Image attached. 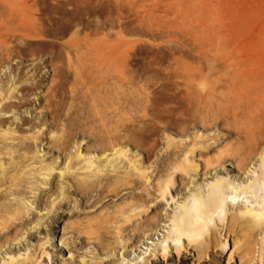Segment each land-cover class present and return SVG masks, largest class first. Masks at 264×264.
I'll use <instances>...</instances> for the list:
<instances>
[{
  "label": "rangeland",
  "instance_id": "obj_1",
  "mask_svg": "<svg viewBox=\"0 0 264 264\" xmlns=\"http://www.w3.org/2000/svg\"><path fill=\"white\" fill-rule=\"evenodd\" d=\"M13 1L4 3L17 13L0 2V264L34 254L43 242L50 256L37 251L36 264H116L124 260L121 240H142L144 233L133 232L141 220L151 233L197 184L242 175L246 158L259 168L264 0ZM117 148L127 154L117 156ZM80 150L99 156L102 167L106 153L117 158L95 176L77 168ZM65 167L80 171L61 176ZM75 177L111 190L94 205L96 197L86 202L73 191ZM158 184L168 186L164 195ZM61 185L73 193L54 207ZM142 190L151 192L142 207L115 206L131 204L127 195ZM32 214L44 227L33 234L23 225ZM222 216L217 225L226 223ZM252 222L235 237L243 260L264 236L263 225ZM194 246L152 264L225 263L220 249Z\"/></svg>",
  "mask_w": 264,
  "mask_h": 264
},
{
  "label": "bare ground",
  "instance_id": "obj_2",
  "mask_svg": "<svg viewBox=\"0 0 264 264\" xmlns=\"http://www.w3.org/2000/svg\"><path fill=\"white\" fill-rule=\"evenodd\" d=\"M4 1L0 0L1 3H4ZM9 1L6 0V2H9ZM14 2H17V0L16 1L14 0L13 3ZM7 4L4 3L3 7H4V5L6 7ZM10 4L11 3L8 4L9 7H11V6L13 8L16 7L15 5H14L15 6L14 7L13 4L12 5H10ZM11 8L10 9L8 8V11L6 9L3 10V12H5L4 14H6L5 15L6 17H4V18H7V19L11 18L12 14H9V13L7 14L6 13V11L7 12H9V10L11 11ZM13 8H12L11 12H13V10H14ZM3 12H1L2 16L4 15ZM16 13H15V17L19 16L20 13H18V14H16ZM7 15L9 16V18H8ZM13 17H14V14H13L12 18ZM5 21H6V19H5ZM120 149L117 148L116 151H115L116 153H117V150H119L118 152H120V153H117V156H119L118 154H120V157H122L125 154H127V153H123L122 154L121 152L124 149H122V151ZM108 153H106V154L109 157V162L107 160L108 159L107 156H105L106 157L105 160L107 162H106V164H103V167L105 165L106 168H107V165L110 164L111 160L115 161L116 158H117V156L113 157V156L116 155V153L112 152L115 155H112V159H110L111 157L109 156ZM121 154H122V156H121ZM98 157L97 156L94 157L92 155H87V154L81 153V150H80V152L77 154L76 158L79 161H81V163H80L81 166L77 165L78 166L77 168L78 169L80 168V170L83 168L84 170H81V172L87 170V171L91 172V174L94 173L95 176H96V174L98 175V172H97L98 170H99L100 174L102 172H105V171H102V169H101L102 165L100 166L99 164L95 163L96 161H98ZM105 157H102V159L105 158ZM114 158H115V160H113ZM102 159H101V161H102ZM120 159H119V161H120ZM136 159L137 158H135V160ZM185 160H186L185 162L187 163V159H185ZM133 161L134 160H132V159L128 160V163H132V165H134ZM246 161H247V158H246ZM246 161L244 162V164H246ZM259 162H260L259 168L255 167V166L254 167H252V166L249 167V163L246 164V165H248L247 167H246V165L244 166V164L242 166L240 165V167H239L240 170L238 169L237 172L239 174L241 173L242 175H244V178L242 177V175H236V177H234L233 179L232 178L228 179V177H224V175L221 174L220 176L217 175L218 177L216 176L217 177L216 179H215V176H214L215 180L213 179V182H211V183L209 182L208 184H205V185L197 184V188L195 186L194 190L192 188L190 189V193H189L190 197H188V199L185 200L183 202V204L179 207L180 211L175 212L172 216L169 215V218H166V220H164V222H162L160 224L154 219L158 223L159 226L157 225L158 227L156 229L152 230V232L150 230H148L151 233H149V232L147 233V231H146L147 229H143V227H145V226H143L142 224L145 223L146 219L141 220L140 221V225H138L136 228H134L133 232H136V233H139V234L141 232H142V234L144 233L142 240L139 241V244H137V245L136 244L134 245L126 237L125 238L128 241H125L126 239L124 241L121 240V242L119 241L120 244H122V246H123L122 249H123V252H124V255H123V257L121 259H124V260L122 261L121 259H119V261L121 260V262L117 261L116 264L117 263H119V264H152L153 261L158 260V259L165 260L169 256H172V254L176 255L177 259H178V257H181V256L183 257V255L189 253V250L192 249V247H191L192 244H193V246L195 244V246H194L195 248L197 246H199V245H201L203 247L205 245L204 249H206V250H209V249H220L221 251H223L226 254V260H225L224 264H264V256H263V253H264V243H263L264 239L263 238H264V236H262L263 238L261 237L263 242H262L261 238H259V239H257L259 241H256L254 245L252 244L253 247H250L251 248V256L247 260L246 259L243 260L244 257H241V256L237 255L236 249L238 248V245H236L237 244V240L235 239V237L238 235V233L241 230H243L244 228H246L248 226L247 223H250L251 221H254V222H252V223H254V225L257 224V226H258V223H259V226L263 225V227H264V153L260 154ZM2 163H3V161H2ZM136 163H135L134 166H136ZM96 164H97V166H95ZM112 164L113 163H111L110 165H112ZM122 166H124V164ZM122 166H120V167H122ZM129 166L131 167V164H129ZM211 166H212V164H211ZM115 167L116 166H112L111 170H114ZM130 167L128 169H130ZM47 168H49V167L47 166L46 169ZM50 168L53 169V166H50ZM67 169L68 168H66V167L63 168V171H61L59 174H61V176H64V175L68 174V172L70 170H71V173H72V169L74 170V168H72V167H71V169L69 171ZM78 169L74 170L73 172L80 171ZM107 169L109 170V168H107ZM119 169L122 170L123 167L119 168ZM125 169L127 170L126 166H125ZM45 170H43V172ZM100 170L102 172H100ZM47 171H49V169ZM136 171H137V168H136ZM139 171H141V170H139ZM95 172H96V174H95ZM77 173H79V172H77ZM223 174H224V172H223ZM231 174L232 173L229 174V172L227 173L228 176L229 175L231 176ZM233 174L235 176V173H233ZM45 175H48V174L45 173ZM125 175H127V172H125ZM170 177H171V175H170ZM85 179H83V177H82V179L75 177V179H73V180H75L74 181V185L71 182L72 185H73L72 187L74 188L73 191H76L77 193H79L83 197H85L86 202H88V201L90 202V200L95 198V197L96 198L93 200V204L99 202L98 198L102 197V196H104L106 194V191L108 190L109 184L108 183H105V184L97 183L96 184V182L95 181L92 182L90 178H89V180L91 182H89V180L87 181L88 178L86 180ZM162 179H164V178H162ZM98 186H99V188H98ZM157 187L158 188H156V189L158 190V193L159 192H160V194H161V192L163 193L161 195L165 194L164 193L165 190L167 192L168 186L166 187L165 185L158 184ZM70 189H71V187L67 188L64 185H61V187L59 188L60 195H58L57 197L53 198V200H51L52 204L54 205V207L66 205L65 201H63V200H65V198L68 200V195H67L68 192L73 193L72 189H71V191H70ZM109 190H111V188H109ZM191 190H193L194 192H192ZM94 192H97L98 194L96 195V194H94ZM150 193L151 192L150 191L148 192L147 190H142V191H138V192H135V193H129L127 195V197H131L132 198V201H131L132 203L131 204H129L130 202L127 201V199H126V201L129 202V203L124 201L125 203H123V204L116 203L115 206L121 208L122 206L126 207V205L128 204L127 206L131 205V206L134 207V206L138 205V207H139L140 206L139 203H141V207H142L143 204L144 205L146 204V201L148 200V196L150 195ZM161 195H160V197H163ZM59 197H60V202L56 203V201L59 199ZM164 197H166V196H164ZM20 199L22 200V198H20ZM23 200H24V198H23ZM38 202L43 203L44 202V198H40L39 197L38 198ZM172 203H173V201H172ZM52 208H50V209H52ZM115 210H117V209H115ZM223 213L225 215H228L227 221H226V223L223 222V224L220 222L221 224L217 225L216 223H218V222L216 220H214V219L215 218L220 219V217H222V219H224L223 216H222V215H224ZM32 215H33L32 218L31 219L28 218V220H25L23 225L24 226L31 225L29 227V229H28V230H31V231H27V232H32V234H33V232H35L38 228H44V227L41 226V221H39L40 219L38 220V218H37L38 216H36L35 214H32ZM51 216L54 219V221L57 220L58 217H59L57 214L55 215L54 213ZM111 216L113 218H116V217H114V213H112ZM222 219H220V221ZM154 220H153V222H154ZM212 221L214 222L216 228L212 227V224H211ZM232 222H233L234 225L232 224ZM235 223H237V224H235ZM252 225H250V227ZM119 227H121V226H119ZM51 228L53 229V227H50V229ZM121 230H124V228L121 227ZM248 230H249V227H248V229L246 231L248 232ZM261 230H262V228H261ZM206 232H208L211 236H213V239L210 237V235H209V238H205V237H208V233H206ZM16 234H18V233H16ZM262 235H264V234H262ZM216 236H217V238L215 239L214 237H216ZM202 237L204 238V240L206 239L203 242L201 240V239H203ZM221 237L224 240V241H222V243H220L221 241H219L220 240L219 238H221ZM20 239H21V241H23V238H20ZM18 240H19V238H18ZM198 240L201 241L202 243L199 242ZM226 241H227V243H226ZM20 242H17L16 244H20ZM119 242H118V244H119ZM196 242L200 243V244L196 246ZM248 243H249V241H248ZM45 244H46V242L45 243L43 242V243L37 245V247H35L36 248V252L39 251V256L40 257H42V254L50 256V253L45 251ZM243 244H244V242H243ZM102 245L104 246V243H102ZM197 248H199V247H197ZM247 248H248V245H247ZM135 250H139V252L142 255H138L137 256L136 253L134 252ZM36 252H34V254L27 255V257H18L19 259L16 258V257H13L14 255L10 256V257H7L10 260L8 262H6V264H36V262H34V260L37 259L36 258V255H37ZM40 253H41V255H40ZM203 254H204V256L207 255L204 252H203ZM73 256L74 255L72 254V252H69L68 258L71 259ZM198 258L199 257H198V254H197L195 256V259H198ZM85 259L86 258L81 257L79 261L80 262L81 261L84 262V261H86ZM116 260H118V259H116ZM37 264H44V263L39 262ZM71 264H73V263H71Z\"/></svg>",
  "mask_w": 264,
  "mask_h": 264
}]
</instances>
